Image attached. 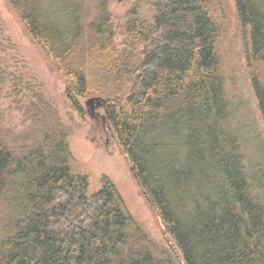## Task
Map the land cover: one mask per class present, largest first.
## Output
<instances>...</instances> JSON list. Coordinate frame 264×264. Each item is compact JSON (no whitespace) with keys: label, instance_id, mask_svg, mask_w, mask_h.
Segmentation results:
<instances>
[{"label":"trees","instance_id":"trees-1","mask_svg":"<svg viewBox=\"0 0 264 264\" xmlns=\"http://www.w3.org/2000/svg\"><path fill=\"white\" fill-rule=\"evenodd\" d=\"M9 1L61 67L66 101L83 121L80 100L104 97L170 253L183 264H264V157L259 145L256 159L248 154L253 125L229 98L219 0H165L151 22L133 9L123 26L114 0ZM234 1L251 28L247 58L264 66V0ZM253 88L264 122V81L254 77ZM37 103L31 130L0 128V264H173L109 178L90 194L68 128Z\"/></svg>","mask_w":264,"mask_h":264},{"label":"rangeland","instance_id":"rangeland-1","mask_svg":"<svg viewBox=\"0 0 264 264\" xmlns=\"http://www.w3.org/2000/svg\"><path fill=\"white\" fill-rule=\"evenodd\" d=\"M95 2V0H93ZM165 0H114L109 4L113 19L124 25L131 10L151 22L155 6ZM221 37L217 48L221 70L227 80L229 98L242 103L240 117L253 125L248 138V154L254 156L259 147L264 157V122L255 99L253 78L264 81V66L250 63L246 49L250 45L251 28L238 18L234 0H219ZM66 83L61 67L34 41L20 15L9 0H0V128L4 133L21 135L32 129L40 112L37 99L52 105L53 111L69 130L72 153L83 174L89 178L90 194L102 190V179L109 178L121 194L127 209L160 248L174 251L163 222L147 201L130 170L113 128L102 109L91 114L88 99L80 100L87 114L86 122L67 103ZM98 97V96H97ZM101 98L104 99L103 96ZM105 100V99H104ZM97 117L96 119L94 117ZM103 118L107 132H103ZM246 125V123L244 122ZM247 141V139H246ZM260 152V150H259ZM259 160H264L259 158ZM262 177L261 174L258 176ZM1 254V251H0ZM173 264H183L169 251Z\"/></svg>","mask_w":264,"mask_h":264},{"label":"water","instance_id":"water-1","mask_svg":"<svg viewBox=\"0 0 264 264\" xmlns=\"http://www.w3.org/2000/svg\"><path fill=\"white\" fill-rule=\"evenodd\" d=\"M104 104L105 100L103 98H91L87 101V106H89L91 114L96 113L97 110L102 109Z\"/></svg>","mask_w":264,"mask_h":264},{"label":"flooded vegetation","instance_id":"flooded-vegetation-1","mask_svg":"<svg viewBox=\"0 0 264 264\" xmlns=\"http://www.w3.org/2000/svg\"><path fill=\"white\" fill-rule=\"evenodd\" d=\"M95 115H96V114H94V117H95ZM95 118L98 119L97 117H95ZM103 121H104V118H103ZM106 123H107V122H106V120H105L104 123H103V128H102V129H103V132H107V130H106V129H107Z\"/></svg>","mask_w":264,"mask_h":264}]
</instances>
